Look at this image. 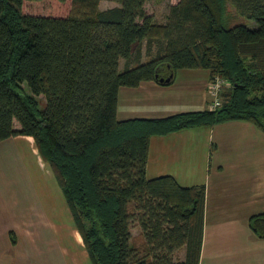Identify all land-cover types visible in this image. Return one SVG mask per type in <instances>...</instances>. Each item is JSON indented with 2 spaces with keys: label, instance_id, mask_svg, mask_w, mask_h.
<instances>
[{
  "label": "trees",
  "instance_id": "trees-1",
  "mask_svg": "<svg viewBox=\"0 0 264 264\" xmlns=\"http://www.w3.org/2000/svg\"><path fill=\"white\" fill-rule=\"evenodd\" d=\"M39 1L0 0V142L32 138L90 264H198L204 186L146 178L148 140L231 121L264 134V0H177L161 22L146 13L145 0H69L63 17L22 12ZM100 1L115 6L100 10ZM227 5L255 27L227 25ZM143 42L155 52L141 63ZM180 69L224 79L219 106L116 118L119 88L166 86L154 75ZM248 227L264 237V213L251 215Z\"/></svg>",
  "mask_w": 264,
  "mask_h": 264
},
{
  "label": "crops",
  "instance_id": "crops-1",
  "mask_svg": "<svg viewBox=\"0 0 264 264\" xmlns=\"http://www.w3.org/2000/svg\"><path fill=\"white\" fill-rule=\"evenodd\" d=\"M104 2L98 3L100 9ZM146 51L143 43L141 63L152 56ZM207 82L206 70L180 69L166 86L145 82L121 87L116 118H162L203 110L210 101ZM17 152L34 158L25 170L21 161L9 159ZM144 174L169 175L182 187L204 186L198 264H264V237L248 227L251 215L264 213L262 132L250 123L231 121L151 136ZM86 257L60 188L32 138L1 141L0 264H85Z\"/></svg>",
  "mask_w": 264,
  "mask_h": 264
},
{
  "label": "rangeland",
  "instance_id": "rangeland-1",
  "mask_svg": "<svg viewBox=\"0 0 264 264\" xmlns=\"http://www.w3.org/2000/svg\"><path fill=\"white\" fill-rule=\"evenodd\" d=\"M176 2L177 0H145L144 10L146 11V13L152 15V17L154 18L156 22H161L167 12V7L169 5H174ZM113 6H115V4L107 1V2L101 3V9L99 7L98 8L102 10V7H113ZM21 10L22 12H26V13L54 15V16L63 17L69 11V0H66L64 3H61V4H57L53 2L52 0H42L36 3H28V4L24 3L21 7ZM226 14L229 17V22L227 25L243 23L248 28L255 27V24L252 21H247L245 19L235 16L233 9L229 5L226 6ZM144 48H145V43H144ZM149 50L151 52V55L153 56V51L155 52V46L151 45L149 47ZM122 66H123V62L120 61L119 68H121ZM21 87L23 88L26 94H29V91L24 84H22ZM36 101H37L38 109L42 110L45 106L43 97L39 95L38 97H36ZM16 125L17 124L14 122L13 126H16ZM9 159L11 161H21L22 164L24 165L23 170L27 168V162H31L34 160V158L29 154V152H17L13 156H11ZM21 172L22 170L20 169L19 174ZM138 231L139 230L137 227L131 228V234L134 240L136 241L140 240L138 236ZM177 255H178V258L181 259L183 257V251L182 250L178 251ZM85 264H90L88 262L87 257L85 260Z\"/></svg>",
  "mask_w": 264,
  "mask_h": 264
},
{
  "label": "built area",
  "instance_id": "built-area-1",
  "mask_svg": "<svg viewBox=\"0 0 264 264\" xmlns=\"http://www.w3.org/2000/svg\"><path fill=\"white\" fill-rule=\"evenodd\" d=\"M228 86V83L218 76H214L208 80L205 88L206 94L210 99L207 106L208 110H214L219 106V95L221 94L223 88H227Z\"/></svg>",
  "mask_w": 264,
  "mask_h": 264
},
{
  "label": "water",
  "instance_id": "water-1",
  "mask_svg": "<svg viewBox=\"0 0 264 264\" xmlns=\"http://www.w3.org/2000/svg\"><path fill=\"white\" fill-rule=\"evenodd\" d=\"M172 73H169L165 78H157V75H154V79L158 84H169L172 79Z\"/></svg>",
  "mask_w": 264,
  "mask_h": 264
},
{
  "label": "flooded vegetation",
  "instance_id": "flooded-vegetation-1",
  "mask_svg": "<svg viewBox=\"0 0 264 264\" xmlns=\"http://www.w3.org/2000/svg\"><path fill=\"white\" fill-rule=\"evenodd\" d=\"M156 75L157 78H165L167 76L164 72H158Z\"/></svg>",
  "mask_w": 264,
  "mask_h": 264
}]
</instances>
